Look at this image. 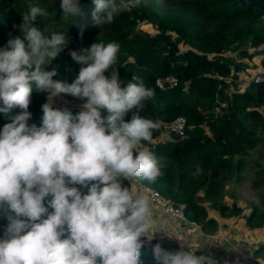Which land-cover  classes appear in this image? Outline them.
<instances>
[{
    "label": "clouds",
    "instance_id": "clouds-1",
    "mask_svg": "<svg viewBox=\"0 0 264 264\" xmlns=\"http://www.w3.org/2000/svg\"><path fill=\"white\" fill-rule=\"evenodd\" d=\"M92 2L91 20L98 26L149 4ZM60 9L65 19L77 17L80 0H60ZM38 17L46 19V10L29 4L19 26L27 43L15 36L0 48V113L18 110L0 130V214L9 222L0 238V264H141V237L151 241L163 232L156 230L152 197L132 187L133 180L151 184L164 174L156 153L144 146L159 123L140 115L147 102H155V89L143 80L122 86L117 42L73 51V59L85 65L77 78L70 84L53 79L57 70L46 66L68 39L64 31L37 27ZM110 67V76L105 75ZM33 90L49 98L41 126L29 125ZM61 93L84 101L76 116L52 107V97ZM133 108L137 111L125 121ZM201 171L198 166L193 175ZM121 177L129 187L122 186ZM202 247L182 244L172 252L157 243L153 255L156 264H213L210 257L196 255Z\"/></svg>",
    "mask_w": 264,
    "mask_h": 264
},
{
    "label": "trees",
    "instance_id": "trees-1",
    "mask_svg": "<svg viewBox=\"0 0 264 264\" xmlns=\"http://www.w3.org/2000/svg\"><path fill=\"white\" fill-rule=\"evenodd\" d=\"M161 3L171 10H160ZM29 4L39 5L47 12L46 19L37 18V27L64 31L68 39L61 52L72 69L66 71L63 58L57 60L55 80L70 84L85 66L73 59V51L79 54L95 42L119 43L116 70L122 86L132 80H143L156 92L155 102H147L140 115L159 123L151 143L144 145L156 153L164 165V174L155 183L141 182L182 207L191 223L197 222L203 230H217L219 220L210 214L204 200L215 197L227 170H239L252 150L264 143V75L258 81L253 78L243 90L233 89L229 78L233 69H242V65L232 63L223 53L237 44H264V0H149L147 7L124 12L104 26L92 23L95 7L92 0H80L81 14L67 19L62 16L60 0H0V48L15 36L27 43L19 26ZM143 23H152L157 31L143 29ZM260 53L264 68V47ZM112 70L110 67L105 75L110 76ZM170 74L178 77V84L160 87L157 79ZM48 102L47 93L33 90L29 125H42V106ZM52 107L57 108L53 104ZM17 111L0 113V130ZM69 111L76 116L81 110ZM136 111L130 110L124 120L130 121ZM179 115L187 118L185 131L171 132L169 138L158 139L164 132L163 122ZM198 166L201 173L193 175ZM262 170L263 166L256 171L259 179L264 177ZM120 180L122 186H130L126 178ZM81 191L87 193L88 188ZM213 204L222 215L241 217L243 213L237 203L226 205L214 200ZM8 223L0 214V238L4 237ZM246 223L251 228L263 227L264 209L256 207L246 217ZM255 253L264 255V240ZM196 255H200L199 250ZM140 261L156 264L153 250L142 247Z\"/></svg>",
    "mask_w": 264,
    "mask_h": 264
},
{
    "label": "rangeland",
    "instance_id": "rangeland-1",
    "mask_svg": "<svg viewBox=\"0 0 264 264\" xmlns=\"http://www.w3.org/2000/svg\"><path fill=\"white\" fill-rule=\"evenodd\" d=\"M162 11H169L171 8L168 5L161 3L158 6ZM143 29L151 32H156L157 29L152 23H143L141 25ZM248 43L227 49L223 56L227 58L232 63H241L242 69H233V73L229 78L231 86L236 90H243L246 85L256 76L260 78L264 75V68L261 65V49H263L264 44L259 46L247 45ZM181 48H185L182 43H180ZM243 50H247L246 54H243ZM252 53V54H251ZM63 52H60L57 57H55L49 65L46 66L45 70H52L57 66L56 61L63 58ZM66 68V71L72 69V65L69 60L65 57L62 59ZM49 99V98H48ZM84 101L79 98L74 97L70 94H58L52 97L51 104L57 108L63 109H81V105ZM103 116H107L105 109L101 110ZM169 133L162 132L158 139L165 140L169 138ZM157 140V139H156ZM155 140V141H156ZM146 146V145H144ZM147 147V146H146ZM238 156H236V163L238 162ZM261 166L264 167V143L258 146L256 149L247 156L243 166L237 170H227L226 179L216 188V194L213 198H206L204 200L205 205L212 216L223 217L232 219L233 217L241 218L244 217L246 222V217L256 208L264 209V177L259 179L256 171ZM261 175H264V170H262ZM201 193H204L202 190ZM214 200H218V203H224L226 205H232L233 203L239 204L243 208V213L241 217L231 214L220 213V209L214 206ZM222 219V220H223ZM247 224V223H246Z\"/></svg>",
    "mask_w": 264,
    "mask_h": 264
},
{
    "label": "crops",
    "instance_id": "crops-1",
    "mask_svg": "<svg viewBox=\"0 0 264 264\" xmlns=\"http://www.w3.org/2000/svg\"><path fill=\"white\" fill-rule=\"evenodd\" d=\"M132 187L136 191H144L141 181L133 180ZM152 215L156 230L163 231L155 235L165 234L164 244L176 251L180 250L182 244L192 248L203 246L196 251L210 257L213 264H264V255L255 253L258 244L264 240V226L251 228L243 217H216L219 220L217 230H203L200 225L166 211L154 200Z\"/></svg>",
    "mask_w": 264,
    "mask_h": 264
},
{
    "label": "built area",
    "instance_id": "built-area-1",
    "mask_svg": "<svg viewBox=\"0 0 264 264\" xmlns=\"http://www.w3.org/2000/svg\"><path fill=\"white\" fill-rule=\"evenodd\" d=\"M260 79V76H256L255 80L258 81ZM179 82L178 77L175 75H167L162 78L157 79V84L164 88L167 86H175ZM187 118L184 115L176 116L173 119H169L167 121L163 122V131L167 133L171 132H177V133H183L185 131V127L187 125ZM144 191L147 192L151 197L152 200H154L157 204H159L162 208H164L166 211L174 213L176 215H179L185 219H187L182 207L174 205L172 202L165 199L157 190L152 189L149 186H144ZM194 225H197V222L192 221ZM166 238L165 234L162 235H154L153 239L149 241L147 237H141V240L143 242V247L149 250H153L154 246L159 243L164 249L168 251L175 252L176 250L168 247L164 244V239Z\"/></svg>",
    "mask_w": 264,
    "mask_h": 264
}]
</instances>
